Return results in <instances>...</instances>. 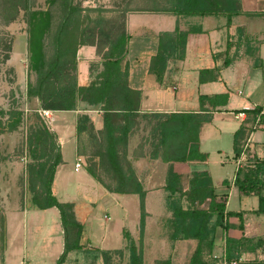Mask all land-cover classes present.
<instances>
[{
    "label": "crops",
    "instance_id": "obj_1",
    "mask_svg": "<svg viewBox=\"0 0 264 264\" xmlns=\"http://www.w3.org/2000/svg\"><path fill=\"white\" fill-rule=\"evenodd\" d=\"M237 3L242 13L258 15L240 14L226 21L222 15L134 11L126 20L124 53L118 65L126 66L125 87L136 94L135 113L161 117L193 113L200 120L198 152L204 155L201 160L165 162L159 145L157 156L151 157L145 153L146 144H133L128 132L124 164L143 192L141 264H188L197 245L200 252L194 264H264V213L255 212L256 195L242 194L235 185L244 177L257 178L259 192L264 195V174L255 169L264 161V115L255 123L257 113L264 109V0ZM175 28L186 33L183 56L169 57L157 79L149 72V63L157 52L159 34H173ZM75 62L77 85L87 86L89 66L97 63L94 49L77 48ZM65 113L70 114L66 117ZM78 114H86L90 123L80 133L75 131ZM105 114L99 106L82 102L72 110L51 111V122H58L54 136L59 161L49 190L59 203L74 202V217L81 224L78 248L62 255L65 235L54 206L26 209L10 239L17 237L18 241L10 254L12 264H47L25 252L27 237L38 240L47 228L44 241H49L51 250L45 251L55 264H102L104 251L124 249L125 234L136 240L137 193L114 192L117 187L102 186L85 170L81 159V151L88 156L101 144L108 123L103 120ZM69 117L71 125L62 126L60 122ZM120 120L121 124L122 117ZM139 149L141 153L136 152ZM239 156L244 157L243 167L235 165ZM169 167L176 181L165 187ZM247 168L253 171L246 173ZM200 173L209 179L215 199L225 201L223 216L207 219L206 235L199 244L193 238L171 239L175 207L207 209L203 191L189 190ZM196 199L202 202L194 208L182 205L190 206ZM71 233L73 230L66 234L68 241Z\"/></svg>",
    "mask_w": 264,
    "mask_h": 264
},
{
    "label": "rangeland",
    "instance_id": "obj_2",
    "mask_svg": "<svg viewBox=\"0 0 264 264\" xmlns=\"http://www.w3.org/2000/svg\"><path fill=\"white\" fill-rule=\"evenodd\" d=\"M167 7L165 0H0V264H12L10 254L18 243L17 237L10 241L13 228L24 210L43 206L46 169L52 166L53 175L59 161L54 136L58 122L46 126L40 117L38 99L26 95V89L35 85L38 75L29 63V35L33 36V44L38 42L42 51L43 63L39 72L50 67L55 52L59 50L58 71L62 76L58 80L62 86H69L72 79L78 84L75 68L77 48L92 47L97 58L95 64L99 66L102 60L120 53L124 46L122 38L126 37L125 23L134 11L163 13L161 10ZM39 18H46V21L37 39V31H31L29 24L32 21L36 23ZM124 72L122 63L115 67L112 86L108 90L107 105L116 111L121 108L123 100L133 101V104L136 100L133 93L124 91ZM95 76L96 71L93 70L87 85ZM109 114L113 125L120 124L121 112ZM160 119L147 114H128L126 124L132 135L131 141L133 144H146L145 153L158 152L156 124ZM64 121L60 122L62 126L71 125L70 117ZM100 142L105 144L104 138H100ZM120 149L117 144L116 165L126 175L130 169L123 163ZM136 152L141 153L142 150ZM81 155L85 170L88 167L92 169L102 186L108 189L117 187L116 165L106 162L102 166H89L91 162H87V155L83 151ZM38 164L44 165L45 178L38 177ZM246 170L250 173L253 168ZM128 183L124 188L131 186ZM193 200L190 206L184 202L182 205L194 208L202 202ZM44 231L43 234L40 232L38 240L27 237L25 252L37 261L55 264L49 257L50 253L45 251L49 247V241H44V237H48V228ZM58 239L54 240L55 243Z\"/></svg>",
    "mask_w": 264,
    "mask_h": 264
},
{
    "label": "trees",
    "instance_id": "obj_3",
    "mask_svg": "<svg viewBox=\"0 0 264 264\" xmlns=\"http://www.w3.org/2000/svg\"><path fill=\"white\" fill-rule=\"evenodd\" d=\"M168 7L162 9L164 13H170L176 16L189 15V16H206V15H222L229 20L231 16L235 15H246V16H257L258 14H245L240 11L237 0H165ZM46 18H39L37 22L32 21L30 25L31 31L36 32V38L39 39L43 23ZM38 28L35 30V27ZM186 33L179 31L175 28L173 34L161 33L158 37V47L156 54L151 58L149 63V72L155 75L157 79H160L164 69L166 60L169 57L180 59L183 56L184 44H185ZM33 36L29 35V63L38 72L37 80L33 87L26 89L27 96H35L38 99L39 106L41 109L50 111H67L72 110L77 102H82L87 106H99L100 110L107 113L103 117V120L107 121L106 130L103 138L105 140L104 146L101 144L97 146L87 156V162H91L89 166H102L103 163L109 162L110 164L116 165V145L119 144L120 154L125 156V146L129 127L127 122L128 114L135 113V103L133 101L123 100L121 108L117 111L121 112L122 117L121 124H112L111 115L114 110L107 105L108 90L112 86V74L115 67L118 65L121 57L124 53V46L120 53L114 54V56L108 57L102 60L97 66L91 63L89 66V74L92 71H96V78H94L89 85L79 86L72 79L69 86H62L58 80L62 74L58 71L60 56L59 50L55 52V58L50 64L47 70L41 72L39 66L42 65V51L37 44H33ZM126 39V37H124ZM125 39L122 38L124 44ZM56 46V50H57ZM74 58V57H73ZM41 63V64H40ZM124 77L126 75V66ZM124 91L133 93L124 87ZM135 96L136 94L133 93ZM136 102V100H135ZM18 118V113L15 112ZM155 118H160L157 114L151 115ZM200 120L196 119L193 113H180V114H168L157 122V145L160 147L161 158L165 162H184L187 160L203 159L204 155L198 152L197 145V132ZM15 124V123H14ZM13 124V125H14ZM10 126V128L13 127ZM90 126L88 116L86 114H78L75 119V131L80 133L85 131ZM9 128V129H10ZM158 152L154 150L150 156H157ZM59 157V156H58ZM59 159V158H58ZM52 169L50 166L46 169L47 177L43 181L44 185V204L38 206L37 209H42L50 206H54L59 213V220L63 227L65 242L63 246L64 255L67 251L77 249V241L81 232V224L76 221L74 217V202H57L50 194L49 186L52 180ZM116 174L118 177L117 188L114 192H120L118 190L124 189V192L137 193V208H138V231L136 240H132L127 234L126 245L123 250H109L102 253V264H141V237L143 227V192L140 189L139 184L136 182L131 171L128 174L122 173V168L118 165L115 166ZM256 171L264 174V161L260 162L256 166ZM87 172L95 179L98 177L95 172L89 167L86 169ZM44 165L38 164L37 175L39 178L44 177ZM199 178L195 179L194 186L189 190L195 193L197 190L203 191L202 199H207V209H191L182 210L180 206L173 209V232L171 239H175L178 236L180 238H193L198 240V244L205 237V223L211 215H215L217 220H220L223 216L224 203L223 199H215L210 188V181L204 174H199ZM176 181L175 175L171 172L169 167L167 170V178L165 187H170L173 182ZM129 182L131 186L124 188L126 183ZM257 178L251 179L244 177L242 180L235 182V185L242 194L253 193L257 197V209L256 213H264V195L260 194L258 188ZM261 185H264L261 183ZM118 189V190H117ZM202 201V200H201ZM69 230H73L72 239L68 241L66 234ZM123 251H126V262L123 260ZM200 252V247L197 245L193 255L190 258L188 264H194L196 256ZM60 261V260H59ZM57 261V262H59Z\"/></svg>",
    "mask_w": 264,
    "mask_h": 264
},
{
    "label": "built area",
    "instance_id": "obj_4",
    "mask_svg": "<svg viewBox=\"0 0 264 264\" xmlns=\"http://www.w3.org/2000/svg\"><path fill=\"white\" fill-rule=\"evenodd\" d=\"M39 113H40L41 119L46 124V126L51 125V119H52L51 111L41 109ZM260 115H264V109L260 110L257 113L256 118H255V123L259 122V116ZM244 161H245L244 157L239 156L236 158L235 165L238 167H243V163H245ZM78 166H79L78 163H75L74 167L77 168ZM230 264H235V262L232 261V262H230Z\"/></svg>",
    "mask_w": 264,
    "mask_h": 264
}]
</instances>
